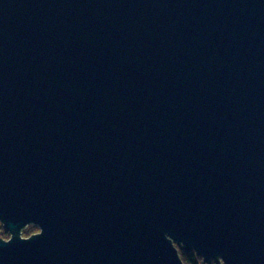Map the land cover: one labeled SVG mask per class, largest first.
Wrapping results in <instances>:
<instances>
[{
	"label": "water",
	"instance_id": "95a60500",
	"mask_svg": "<svg viewBox=\"0 0 264 264\" xmlns=\"http://www.w3.org/2000/svg\"><path fill=\"white\" fill-rule=\"evenodd\" d=\"M0 222V264H264V0H0Z\"/></svg>",
	"mask_w": 264,
	"mask_h": 264
},
{
	"label": "trees",
	"instance_id": "16d2710c",
	"mask_svg": "<svg viewBox=\"0 0 264 264\" xmlns=\"http://www.w3.org/2000/svg\"><path fill=\"white\" fill-rule=\"evenodd\" d=\"M1 228H3V230L5 229L4 227H1L0 224V229ZM27 230L28 229H26V232ZM176 247L178 248L180 258L184 264H222L218 259H211L209 262H205L203 258L200 255H198L194 250L192 249L188 251L183 250L182 247H180V245H176Z\"/></svg>",
	"mask_w": 264,
	"mask_h": 264
},
{
	"label": "rangeland",
	"instance_id": "374dc122",
	"mask_svg": "<svg viewBox=\"0 0 264 264\" xmlns=\"http://www.w3.org/2000/svg\"><path fill=\"white\" fill-rule=\"evenodd\" d=\"M0 224H1V222H0ZM1 227H4V226L1 224ZM26 229H28L27 232H26ZM4 230H5V232H4ZM4 230H3V228L0 229V237L7 240L10 237V233L6 229H4ZM39 231H40V229L37 225L28 224L27 226H25L24 228L21 229V232L19 234L21 237H29L33 234H36Z\"/></svg>",
	"mask_w": 264,
	"mask_h": 264
},
{
	"label": "flooded vegetation",
	"instance_id": "af4514ba",
	"mask_svg": "<svg viewBox=\"0 0 264 264\" xmlns=\"http://www.w3.org/2000/svg\"><path fill=\"white\" fill-rule=\"evenodd\" d=\"M0 239H4V238H1V237H0ZM4 240H5V239H4Z\"/></svg>",
	"mask_w": 264,
	"mask_h": 264
}]
</instances>
